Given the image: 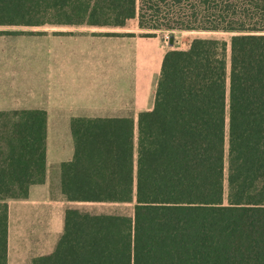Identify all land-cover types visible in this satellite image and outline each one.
<instances>
[{
    "label": "trees",
    "instance_id": "obj_1",
    "mask_svg": "<svg viewBox=\"0 0 264 264\" xmlns=\"http://www.w3.org/2000/svg\"><path fill=\"white\" fill-rule=\"evenodd\" d=\"M133 19L230 37L167 50L154 107L137 121L73 119L63 197L134 202V212L67 207L54 250L32 264H264V0H0V25ZM13 115L0 134V264H9L6 198L46 178L47 112Z\"/></svg>",
    "mask_w": 264,
    "mask_h": 264
},
{
    "label": "crops",
    "instance_id": "obj_2",
    "mask_svg": "<svg viewBox=\"0 0 264 264\" xmlns=\"http://www.w3.org/2000/svg\"><path fill=\"white\" fill-rule=\"evenodd\" d=\"M145 33L138 24L0 25V116L47 112L45 182L30 185L27 197L6 198L9 264H32L63 233L65 210L75 203L63 197L60 168L75 153L73 119L137 121L154 107L167 49L156 32Z\"/></svg>",
    "mask_w": 264,
    "mask_h": 264
},
{
    "label": "rangeland",
    "instance_id": "obj_3",
    "mask_svg": "<svg viewBox=\"0 0 264 264\" xmlns=\"http://www.w3.org/2000/svg\"><path fill=\"white\" fill-rule=\"evenodd\" d=\"M128 25H137L138 21L137 19L130 20ZM147 32H156L163 40V42L166 45V49H184L186 48L189 43L194 39L195 37L201 36V37H219L224 39H229L230 34L229 33H223V32H203V31H182V30H159V31H150L147 30ZM175 36V41L173 45L169 44V38L170 36ZM13 113L7 114L5 117L0 116V133H3V129L6 128L10 129L12 125V120L14 119ZM6 125L4 127L3 125ZM134 202H127V203H113V202H82V203H71V207H77L80 209L88 210L92 213H121V214H127L132 215L134 212Z\"/></svg>",
    "mask_w": 264,
    "mask_h": 264
},
{
    "label": "water",
    "instance_id": "obj_4",
    "mask_svg": "<svg viewBox=\"0 0 264 264\" xmlns=\"http://www.w3.org/2000/svg\"><path fill=\"white\" fill-rule=\"evenodd\" d=\"M174 41H175V36L174 35L170 36V38H169V44L170 45H173L174 44Z\"/></svg>",
    "mask_w": 264,
    "mask_h": 264
}]
</instances>
